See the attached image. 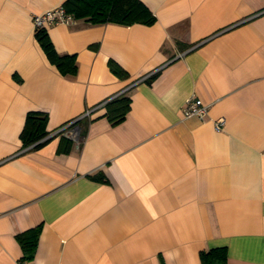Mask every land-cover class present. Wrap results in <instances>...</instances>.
<instances>
[{
    "label": "crops",
    "instance_id": "1",
    "mask_svg": "<svg viewBox=\"0 0 264 264\" xmlns=\"http://www.w3.org/2000/svg\"><path fill=\"white\" fill-rule=\"evenodd\" d=\"M64 1L0 0V264H19L17 234L36 226L28 264H202L214 247L220 264H264V0H141L152 24L45 27L74 74L32 21ZM117 95L129 110L113 125ZM189 97L202 120L184 117ZM32 110L50 131L38 148L20 138ZM69 120L80 137L60 151Z\"/></svg>",
    "mask_w": 264,
    "mask_h": 264
},
{
    "label": "trees",
    "instance_id": "2",
    "mask_svg": "<svg viewBox=\"0 0 264 264\" xmlns=\"http://www.w3.org/2000/svg\"><path fill=\"white\" fill-rule=\"evenodd\" d=\"M62 5L75 19H84L92 24L107 22L123 25L133 23L152 24L156 19L155 15L141 0H65ZM35 36L48 58L55 63V66L62 74L75 73L77 68L75 56L70 54L59 55L45 28L35 29ZM108 66L116 75H123V69L115 61L109 59ZM129 102L130 99L126 95H117L106 100L103 103L105 107L103 116L113 125L121 122L129 110ZM79 121L76 120L74 124L79 126ZM46 123L47 113L45 111H28L20 132L22 146L32 145L33 148H38L44 144L50 133L46 129ZM59 128L55 133L60 135L58 149L60 151H68L72 142L65 133L67 128L62 130H59ZM38 233L39 227L36 226L17 234L23 251L20 260L28 261L31 259L37 244ZM199 255L202 264H220L226 260V248L214 247L207 251H200Z\"/></svg>",
    "mask_w": 264,
    "mask_h": 264
},
{
    "label": "built area",
    "instance_id": "3",
    "mask_svg": "<svg viewBox=\"0 0 264 264\" xmlns=\"http://www.w3.org/2000/svg\"><path fill=\"white\" fill-rule=\"evenodd\" d=\"M32 21L34 28H45L50 25L54 24H65L69 25L74 21V17L68 13L64 6L57 5L55 7L46 9L45 11H42L40 13H35L32 16ZM208 106L203 103V101L200 98L195 97H189L184 105L183 108V115L184 117H197L198 119H203L205 115L207 114ZM76 120H71L64 125H62L59 130H62L64 128H67L65 130V133L73 138L74 140H78L80 137L79 133V127L78 125H75L74 123ZM225 119L224 117H218L214 121V127L216 130L222 129L224 125ZM19 264H28L27 260H20Z\"/></svg>",
    "mask_w": 264,
    "mask_h": 264
}]
</instances>
